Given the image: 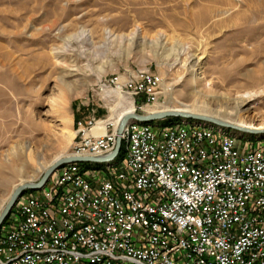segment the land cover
Segmentation results:
<instances>
[{"label": "rangeland", "instance_id": "374dc122", "mask_svg": "<svg viewBox=\"0 0 264 264\" xmlns=\"http://www.w3.org/2000/svg\"><path fill=\"white\" fill-rule=\"evenodd\" d=\"M171 43L203 55L196 77L178 65L159 71L150 50ZM97 73L113 88L126 74L133 99L147 80L160 79L151 107L185 105L230 123H264V0H0V207L15 183L38 182L44 162L74 151L86 117H109ZM182 74L186 82L176 78ZM240 95L251 100L236 115ZM137 105L135 113L146 114ZM180 121L201 123L153 124ZM69 131L77 136L65 145ZM228 131L264 149L263 132ZM41 190H24L16 202Z\"/></svg>", "mask_w": 264, "mask_h": 264}, {"label": "built area", "instance_id": "2783aa9c", "mask_svg": "<svg viewBox=\"0 0 264 264\" xmlns=\"http://www.w3.org/2000/svg\"><path fill=\"white\" fill-rule=\"evenodd\" d=\"M161 94L160 79L147 80L134 105ZM85 119L73 155L111 154L104 145L119 133L108 143L109 124L92 134L95 114ZM132 133L121 169L86 174L68 163L42 195L16 204L0 264H264V149L187 127ZM79 145L90 152L76 155ZM82 219L89 228L67 236Z\"/></svg>", "mask_w": 264, "mask_h": 264}, {"label": "bare ground", "instance_id": "6f19581e", "mask_svg": "<svg viewBox=\"0 0 264 264\" xmlns=\"http://www.w3.org/2000/svg\"><path fill=\"white\" fill-rule=\"evenodd\" d=\"M228 12V11H227ZM225 13V12H224ZM139 32L138 28H136L132 33L134 32ZM131 33V34H132ZM82 33H79L81 35ZM128 36V35H127ZM132 39V38H131ZM131 39L127 38V41H131ZM151 55H152V60L155 59L157 62V66L159 68V71L161 73L163 71L166 72H171L173 71V68L176 67L177 65L179 66V69H182V72L187 73L188 76H192L193 78L196 77V66H199L201 64V56H197L196 54L188 52V50L184 49L183 47H175L174 44H170L169 46H164L162 47L161 51L158 50H150ZM58 57V56H57ZM134 78L137 77L135 73H133ZM101 75L102 73H97V83H101L100 87L102 89V92L99 93L100 97L105 100V103L107 104L109 108V117L106 118H95L96 119V125L95 127L92 128L91 132L92 134H103L106 130L105 125H108V132H107V142L108 143H115L118 138L120 139V147H123V156L122 158L118 159V155L115 159L112 161L102 163L100 168H92L90 171L89 170H83L82 166H78L76 162L70 163V170H81L83 173L86 174H102L106 173L107 171H117L121 169L124 166V160L125 157L127 156L129 152V148L133 143V133L132 129L135 128V130H152V132H164L172 128H182V127H187L190 129H194L196 131H204V132H209L211 134H217L218 138H223V139H229L231 141H236L237 143H243L241 139L239 140L238 137L229 132L227 129H224L222 127L216 126V125H205L202 123H195L191 121H180L172 125H167V126H158L153 123H140L138 121H128L125 126L123 127L122 131L119 132L118 127L120 126V123L124 120V118L135 112V105L133 102V97L131 95L130 91H127L126 93H122L124 90V85L128 79L127 75H118L119 77L114 80L115 87H110V85H104L102 84L101 80ZM248 76V74H246ZM185 75H178L176 78L182 82H186V79L183 78ZM133 78V79H134ZM131 78V80H133ZM101 80V82H100ZM172 86L170 83L168 84ZM172 88V87H171ZM165 91H169L166 87L163 88ZM73 92V91H72ZM71 92V93H72ZM73 94V93H72ZM113 95V100L112 96ZM54 100V99H53ZM56 100L59 102H64L65 101V94L63 92H60L59 95L56 97ZM237 103L235 107V114H239L241 109L245 107L248 102L251 100V98H246L243 95H240L239 98H236ZM56 101V102H57ZM111 101V102H110ZM55 102V101H54ZM56 104V103H55ZM196 109L194 107L188 108L187 106L183 107H164V108H158V107H151L147 106L145 108L146 114H153V113H160V112H166V111H180V112H192L195 111ZM87 124H84L85 127L81 128V132H79V136L76 135L74 131H69L66 132L63 136L64 138V143L65 145L69 144L72 139L78 140L80 135L88 131L89 128V120L86 121ZM228 122V121H225ZM233 122V123H232ZM230 124L236 125V126H241L245 128H255V129H264V123H259V124H252L248 122H242V121H232ZM156 126V127H155ZM156 128V129H155ZM243 140V139H242ZM241 141V142H240ZM117 144V143H116ZM115 146L112 145H104V152H113L115 149ZM90 152V145H79V147L76 148V155H85L86 153ZM31 152H29L28 156L30 158ZM74 151L70 154H67L64 151H60L56 153L51 160L48 162H44L41 170H47L52 164H54L56 161L74 156ZM93 162H91L92 164ZM95 164V163H94ZM63 170H66V165L61 167L60 169L56 170L55 173L58 172H63ZM91 172V173H90ZM29 182L27 180H19L17 183H15L12 187V191H14L18 186L21 184ZM7 196L6 202L9 200L11 197V193ZM38 195H42V190ZM33 195H28V196H23L19 198V200L16 202L17 205H25L26 200L29 199ZM3 205L0 207V211L3 208ZM14 213L12 218L8 217L6 223L0 230V245L3 242V232H5L8 229V225L13 223V221L17 218V208H14L13 211ZM10 216V215H9ZM156 225H166V218H156ZM89 228V219H82L81 221L72 224L71 227H66V235L67 236H74L77 234H80L83 232V230H86ZM111 264H120L118 261H111Z\"/></svg>", "mask_w": 264, "mask_h": 264}, {"label": "water", "instance_id": "95a60500", "mask_svg": "<svg viewBox=\"0 0 264 264\" xmlns=\"http://www.w3.org/2000/svg\"><path fill=\"white\" fill-rule=\"evenodd\" d=\"M166 118H175L176 120H192L196 122H201L205 125H216L222 128H225L227 130H238L246 133H259L263 132L264 130L259 129H251V128H245L241 126H236L233 124H230L228 122H225L223 120L211 117V116H205V115H199L194 113H188V112H180V111H166V112H160V113H153V114H137L132 113L127 115L124 120L120 123V126L118 127L119 132L122 131L123 127L128 121H138L140 123L148 124V123H158L160 120H164ZM120 151V139H117V144L114 149V151L106 156H97V157H90V156H70L63 159H60L56 161L54 164H52L47 170H45L43 176L41 179L36 183H25L18 186L13 193L11 194V197L6 202L5 206L3 207L2 211L0 212V226L6 219V217L9 215L11 209L13 208L17 198L24 190H39L44 187L50 176L53 174V172L62 167L65 164L68 163H84V162H93L95 164H102L109 161H112L117 157Z\"/></svg>", "mask_w": 264, "mask_h": 264}, {"label": "trees", "instance_id": "16d2710c", "mask_svg": "<svg viewBox=\"0 0 264 264\" xmlns=\"http://www.w3.org/2000/svg\"><path fill=\"white\" fill-rule=\"evenodd\" d=\"M173 121H176L175 118H167V119H164L163 121L159 122L160 124H170L171 122ZM123 156V147L121 146L120 147V151H119V154H118V159L122 158ZM80 166H82L84 169H92V168H97L99 165L97 164H90L89 162H84V163H80L79 164ZM2 228V227H1ZM1 230V229H0Z\"/></svg>", "mask_w": 264, "mask_h": 264}]
</instances>
